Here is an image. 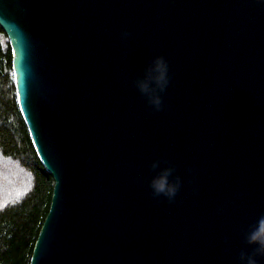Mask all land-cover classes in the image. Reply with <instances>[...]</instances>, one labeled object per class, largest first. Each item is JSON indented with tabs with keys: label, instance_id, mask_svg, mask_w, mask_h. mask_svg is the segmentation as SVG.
I'll return each instance as SVG.
<instances>
[{
	"label": "water",
	"instance_id": "1",
	"mask_svg": "<svg viewBox=\"0 0 264 264\" xmlns=\"http://www.w3.org/2000/svg\"><path fill=\"white\" fill-rule=\"evenodd\" d=\"M0 27L20 112L53 178L29 264L255 255L246 235L264 216V5L0 0ZM156 56L169 77L159 111L135 87ZM170 170L183 185L174 205L150 188Z\"/></svg>",
	"mask_w": 264,
	"mask_h": 264
},
{
	"label": "trees",
	"instance_id": "2",
	"mask_svg": "<svg viewBox=\"0 0 264 264\" xmlns=\"http://www.w3.org/2000/svg\"><path fill=\"white\" fill-rule=\"evenodd\" d=\"M12 56L0 27V264H29L48 213L53 178L20 112Z\"/></svg>",
	"mask_w": 264,
	"mask_h": 264
},
{
	"label": "clouds",
	"instance_id": "3",
	"mask_svg": "<svg viewBox=\"0 0 264 264\" xmlns=\"http://www.w3.org/2000/svg\"><path fill=\"white\" fill-rule=\"evenodd\" d=\"M257 4L264 5V0H256ZM128 34L122 33V36ZM169 83L168 64L162 56L152 58L144 70V76L135 81L137 90L146 97L148 104L156 111L161 108V97L157 94V89L162 92ZM155 167V165H153ZM177 175L175 170L163 173L160 177L151 181L150 188L152 196L156 200L167 201L169 205H174L183 185L180 180L172 183L173 177ZM248 245L255 246V255L240 254V264H257L256 256L264 255V216H261L255 228L246 235Z\"/></svg>",
	"mask_w": 264,
	"mask_h": 264
}]
</instances>
